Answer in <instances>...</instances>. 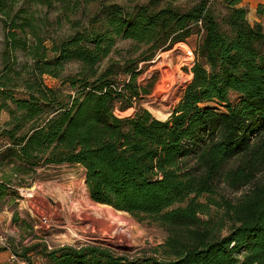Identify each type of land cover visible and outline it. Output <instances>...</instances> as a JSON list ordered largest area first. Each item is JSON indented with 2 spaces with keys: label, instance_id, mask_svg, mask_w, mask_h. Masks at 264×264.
<instances>
[{
  "label": "trees",
  "instance_id": "1",
  "mask_svg": "<svg viewBox=\"0 0 264 264\" xmlns=\"http://www.w3.org/2000/svg\"><path fill=\"white\" fill-rule=\"evenodd\" d=\"M92 1L0 0V202L31 187L41 169L79 166L94 202L167 238L140 257L89 243H38L11 255L28 264L34 251L45 264H264V25L251 23L243 0H102L85 25L47 46L31 3H56L64 15ZM194 35L193 77L173 113L118 115L150 93L140 64ZM123 40L140 56L105 66ZM13 223L25 220L15 212Z\"/></svg>",
  "mask_w": 264,
  "mask_h": 264
},
{
  "label": "rangeland",
  "instance_id": "2",
  "mask_svg": "<svg viewBox=\"0 0 264 264\" xmlns=\"http://www.w3.org/2000/svg\"><path fill=\"white\" fill-rule=\"evenodd\" d=\"M136 1L148 3L150 0ZM168 1L162 0L163 6ZM101 2L102 0H94L89 5L84 4L74 14L73 12H67L64 15H62V10L56 3L50 5L32 2L31 12L34 13L37 30L46 39L45 43L48 46L51 44L52 38L58 41L80 29V25H85L92 14L99 8ZM119 2L133 6L130 1ZM177 4L185 7L188 5V1L181 0ZM243 5L248 8V18L252 24L259 22L264 25V0H243ZM5 34V29L0 23V74L4 69ZM199 40V36L194 35L187 43H178L170 50L159 52L153 61L141 63L139 84L150 90V93L142 94L140 98L133 101L134 107L123 112L118 111L117 114L130 116L136 112L138 107L149 110V105L154 104L150 101V98L156 92L155 89L163 78L160 71L156 70V66L160 65V62L164 60L168 69H171L170 71L174 72V75L176 74L177 77L181 78V87L177 89L176 98L166 108V110L169 108V113L166 114L165 118L167 119L175 109L174 107L180 102L185 88L193 77L191 73L192 62L196 58L195 49ZM30 43H33V39L30 40ZM142 51L143 49L141 50L140 47L134 46L131 41H120L104 65L107 66L110 63L123 65L128 60H136ZM17 56L19 62L27 61L28 59L26 52L18 51ZM77 70L78 65L71 64L67 68V73L72 74ZM45 79L50 86L57 83L55 79L49 76H46ZM127 80L128 77L125 75L120 77L121 83ZM155 107L159 106L155 105ZM154 115L159 118L158 115ZM8 117V113L3 112L1 121L8 120ZM31 183V187L17 188L20 190V195L11 194L4 203L0 202V212H2L0 213V234H3L7 241V245L0 242V248L5 249L0 252V264H10L12 262L11 258L13 257L11 254L14 249L21 253L24 247L38 243H46L50 248L58 247L65 243H89L107 247L120 255L140 257L152 255L166 241L167 233L160 226L148 222H139L126 211H119L105 204H101L103 205L101 207L111 210L114 214L110 215V219L113 217L115 220L127 223L130 235L126 238L116 237L107 232L102 234L98 228H90L89 231L85 228L75 227L73 229L79 232L83 238L75 237L73 232L70 231L67 215L82 212L90 207L89 205L100 206V203L94 202L90 195L86 193L85 175L83 168L79 166L61 165L41 169ZM15 212L20 214L21 219L25 220V223L14 226L12 222L14 221ZM29 224H32L33 227L29 228ZM8 244L14 247L10 249L7 247ZM28 257L34 264H45L44 257L38 251L29 253ZM13 264L28 263L16 257Z\"/></svg>",
  "mask_w": 264,
  "mask_h": 264
},
{
  "label": "bare ground",
  "instance_id": "3",
  "mask_svg": "<svg viewBox=\"0 0 264 264\" xmlns=\"http://www.w3.org/2000/svg\"><path fill=\"white\" fill-rule=\"evenodd\" d=\"M160 63V65L156 66V70L160 71L163 78L156 87V92H154L153 96L150 98V101L154 103V106L149 105V110L150 112L158 115L160 119L165 120L166 114L169 113V108L167 110L166 108L175 100L177 89L181 87V78L177 77L176 74L174 75V72L170 71L171 69H168L166 61L163 60ZM155 105L159 107H155ZM86 193L88 194V192ZM99 205L100 206L89 205L90 207L84 209L82 212L70 213L67 215L70 231L73 232L75 237L83 238L79 232H76V230L73 229L75 227L85 228L88 230L90 228H98L102 234L107 232L115 235L116 237L126 238L130 235L127 223L125 224L124 221L115 220L113 217L110 219V215H114L113 212L107 208L101 207L103 205ZM56 214L58 215V213Z\"/></svg>",
  "mask_w": 264,
  "mask_h": 264
},
{
  "label": "built area",
  "instance_id": "4",
  "mask_svg": "<svg viewBox=\"0 0 264 264\" xmlns=\"http://www.w3.org/2000/svg\"><path fill=\"white\" fill-rule=\"evenodd\" d=\"M0 242H1L2 244H4V245H5V244L7 245L6 238L3 236V234H0ZM12 257H13V258H11V259L15 261L16 256L12 255Z\"/></svg>",
  "mask_w": 264,
  "mask_h": 264
},
{
  "label": "crops",
  "instance_id": "5",
  "mask_svg": "<svg viewBox=\"0 0 264 264\" xmlns=\"http://www.w3.org/2000/svg\"><path fill=\"white\" fill-rule=\"evenodd\" d=\"M0 213H2V212H0ZM10 222H11V220H10ZM10 222H9V223H10ZM12 223H13V222H12ZM14 226H15V225H14Z\"/></svg>",
  "mask_w": 264,
  "mask_h": 264
},
{
  "label": "water",
  "instance_id": "6",
  "mask_svg": "<svg viewBox=\"0 0 264 264\" xmlns=\"http://www.w3.org/2000/svg\"><path fill=\"white\" fill-rule=\"evenodd\" d=\"M172 113H173V112H172ZM172 113H171V114H172ZM171 114H170V115H171Z\"/></svg>",
  "mask_w": 264,
  "mask_h": 264
}]
</instances>
